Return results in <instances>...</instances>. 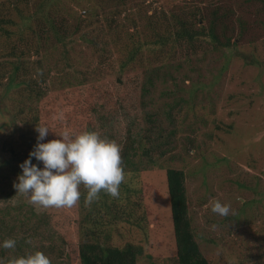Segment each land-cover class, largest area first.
<instances>
[{"label":"rangeland","instance_id":"rangeland-1","mask_svg":"<svg viewBox=\"0 0 264 264\" xmlns=\"http://www.w3.org/2000/svg\"><path fill=\"white\" fill-rule=\"evenodd\" d=\"M58 7V21L63 18L74 27L78 23L74 17L81 13L92 25L82 24L81 32L86 36L76 33L77 52L71 51L68 58L63 59V49L54 46L45 55V68L52 69L54 75L49 85L71 86L74 93H65L77 100L72 106L70 102L62 105L60 93L50 91L53 101L47 96L39 105L44 121L48 120L59 135L80 121L86 125L91 122L97 133L117 143L124 139L128 121L136 123L134 135L139 140L152 124L164 136L156 159L162 155L165 160L157 159L153 167L150 163L142 172L149 185L147 193L141 195L148 213L147 226L144 230L118 227L110 232L108 243L131 242L143 247L138 264H179L166 174L160 166L164 165L186 174L189 215L206 259L212 264H264V0H58ZM94 9L91 18L85 11L92 14ZM149 17L161 31L179 29V17L200 35L195 41L182 43L169 58H165L167 49L164 55L142 53L139 64L120 76L124 85H117L116 33L121 32V25L126 33L136 24L152 34L145 24ZM214 21L216 42L205 36ZM228 39L234 44L232 49L227 48ZM102 41L105 47L100 46ZM157 70L166 73V78L156 74ZM146 74L152 80H146ZM5 77L0 82V141L10 131L9 123L20 105L13 72ZM82 78L86 79L87 98L80 105L83 89L77 83ZM117 92L121 98L112 96ZM123 104L127 108L122 115L125 119L116 128L106 116L92 119L93 111L120 114ZM229 126L247 132L245 137L253 140L252 144L230 133ZM148 138L155 147L161 143L158 133ZM231 151L238 154L237 159L229 155ZM139 153V161L148 165L147 157ZM248 162L254 163L253 167ZM12 183V178L0 179V205L4 198H11ZM216 200L230 205L227 217L212 211ZM25 213L6 204L0 206V241L8 234L17 237L18 243L26 234L22 250L0 248L5 264L14 256L47 252L48 248L54 251L55 263L79 264L83 237L77 204Z\"/></svg>","mask_w":264,"mask_h":264},{"label":"trees","instance_id":"trees-1","mask_svg":"<svg viewBox=\"0 0 264 264\" xmlns=\"http://www.w3.org/2000/svg\"><path fill=\"white\" fill-rule=\"evenodd\" d=\"M58 8V0H0V82L12 71L13 80L16 79L17 81L16 86L18 87L16 88L20 90L18 111L15 112L9 123L10 131L0 141V179L7 180L12 178L14 182L17 180L18 175L22 173L19 165L28 158L29 153L37 143L38 133L35 130L37 124H46L51 130L44 142L59 138L55 127L48 120L44 121L43 115L39 111V105L45 101L47 96L50 102L53 101V96L49 95V92H59L62 98V105L70 102L69 106H72L77 100L75 95L68 96L65 93V91L69 94L71 92L74 93L71 86L49 85L52 83L54 75L52 76V69L47 71L45 68V55L50 50V47L54 46L59 50L60 48L63 49L61 53L59 52L63 59L64 57L68 58V54L70 55L71 51L77 52L74 49L75 44L79 41L75 36L76 33L79 32L86 36L84 32H81L82 24L86 23V26H91L92 24L88 23L87 19H83L81 13L74 17L78 21L74 27L68 25L63 18L62 21H58L60 17ZM85 12L91 18L95 15V9L92 14L89 11ZM149 20H151L150 17L145 24L152 30V34L140 30L136 24H134L132 31L129 30L126 33L124 26L121 25V29H119L121 32L118 31L116 33L118 40L113 43V47L118 49V57L114 60V66L119 71L116 81L117 85H124V80L120 76H123L128 68L139 64V58L142 53L148 52L151 55L163 53L164 55V49H167L165 58H169L182 43L195 41L197 36L200 35L194 29L189 28L188 24L179 17L176 19L181 24L179 29L173 28V30L167 27L165 31H161ZM216 23L214 21L211 26V32L205 35L206 38H210L214 42L219 41L215 33ZM107 28L109 29L108 26ZM122 34H124L123 37H121ZM229 40H227V48L232 49L234 44ZM100 46L105 47L104 41H102ZM165 65L166 63H163L162 67ZM80 71L81 69H79V74H81ZM147 74L145 79H148V81L152 80L151 77L147 78ZM156 74H161L166 78V73L162 71L157 70ZM153 84L150 83V85ZM77 85L83 89L79 100L80 105H82L85 104L84 99L87 98V93L84 92L87 87L86 79H79ZM112 96L121 98L119 92L114 93ZM190 97L194 98V94H190ZM120 107V114L117 111H93L92 119H97L100 116L99 120H101L106 116L105 118L110 120V125L116 128L124 121L123 119L125 118L123 116L126 115L124 112L127 110L124 104ZM192 109L196 112L195 108L192 107ZM27 111L30 114L26 115ZM18 116V119H21L20 123L25 124H22V127L17 122ZM128 122L129 126H127L126 135L118 143L121 147L126 174L125 181L121 183L119 188V197H112L108 193L101 191L98 200L86 205L85 197L88 189L83 185L80 186L82 195L77 205L81 209L79 229H81L83 243L80 245L78 253L79 264H138L139 257L143 254V247L134 243L128 242L117 245L113 241L111 243H108V241L111 238L110 232L115 231L118 227L130 225L136 229L144 230L145 226H147L148 213L141 195L147 193L149 185L142 179V172L149 169L146 166H149L150 163L153 167V163L157 159H161V162L165 160L162 155L156 159V149L163 145L164 142L161 141L164 136L159 134L157 127L152 124V127L146 130L147 133L144 138L139 140L134 135V125L136 123L134 121ZM94 126L91 122L86 125V122L80 121L72 125L74 128H70V131L73 134H79L83 131H97ZM228 131L238 135L240 139L245 138L248 140L245 137L247 132L242 129L232 130V127L229 126ZM153 132L155 134L158 133V138L161 142L156 147L153 139L148 138ZM254 140H256L255 137ZM252 142L253 140H248V144H252ZM148 144H150V147H147ZM139 151H142L143 158L147 157L148 165L139 161V159L141 160V152L139 153ZM241 152L242 150H240ZM229 155L236 159L238 156L234 151L229 152ZM36 162L35 158H33V163ZM253 164L248 162L250 167H253ZM160 166L164 168L166 174L178 263L212 264L202 254L196 239L194 220L189 215L185 172L170 166ZM1 203L17 208L22 213L30 212L31 209L33 212L46 209L31 204L28 198L24 194L18 193L14 187L11 198H4ZM243 206L246 207V203ZM28 207L30 208L29 210ZM24 208H27V210ZM25 235L24 233L22 241H19L16 245L19 250H22L25 245ZM5 238L12 237L7 234ZM15 239L19 240L17 237ZM52 252L54 251L48 248L47 252L44 253L50 257L51 264H58L55 263ZM66 261L70 262L71 258L66 257Z\"/></svg>","mask_w":264,"mask_h":264},{"label":"clouds","instance_id":"clouds-1","mask_svg":"<svg viewBox=\"0 0 264 264\" xmlns=\"http://www.w3.org/2000/svg\"><path fill=\"white\" fill-rule=\"evenodd\" d=\"M35 130L37 143L19 165L22 173L13 183L17 192L24 194L31 204L43 208L75 206L82 195L81 185L88 189L86 205L98 200L101 191L119 197L126 174L121 147L116 141L96 131L73 134L65 129L59 138L44 142L51 131L49 126L37 124ZM212 211L227 217L230 205L216 200ZM16 245L15 238L0 241L3 249H15ZM0 264H5V258L0 257ZM7 264H51V259L37 250L9 258Z\"/></svg>","mask_w":264,"mask_h":264}]
</instances>
